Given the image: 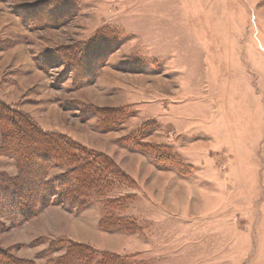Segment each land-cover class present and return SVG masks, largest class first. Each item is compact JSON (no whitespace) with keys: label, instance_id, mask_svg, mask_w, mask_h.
<instances>
[{"label":"rangeland","instance_id":"obj_1","mask_svg":"<svg viewBox=\"0 0 264 264\" xmlns=\"http://www.w3.org/2000/svg\"><path fill=\"white\" fill-rule=\"evenodd\" d=\"M0 101L108 156L125 177L104 195L140 225L100 230L96 196L20 221L0 209V249L34 264L70 241L128 264H264V0H0ZM0 171L14 159L0 153Z\"/></svg>","mask_w":264,"mask_h":264},{"label":"trees","instance_id":"obj_2","mask_svg":"<svg viewBox=\"0 0 264 264\" xmlns=\"http://www.w3.org/2000/svg\"><path fill=\"white\" fill-rule=\"evenodd\" d=\"M52 14L54 11L50 10L45 15ZM121 117L114 112L110 122H120ZM0 135V153L15 161L14 174L0 171V209L9 220L29 219L41 207L49 204L84 210L92 203V196H96L106 200V213L97 224L100 230L110 233L140 231V225L134 219L115 214L111 209L110 203L115 197L104 195V189L125 177L104 153L89 149L62 134L42 130L25 113L2 101ZM130 137L126 138L127 146H140L136 141L139 135ZM144 147L143 151H148L154 159L165 161L167 158L157 147L153 152ZM52 168H60V171L51 177L49 173ZM64 248L66 250L62 256L49 258L50 264H70L98 252L88 244L73 241ZM98 254L96 264H128L125 262L127 258L119 254L108 251H99ZM34 263L32 260H21L9 250L0 249V264Z\"/></svg>","mask_w":264,"mask_h":264},{"label":"crops","instance_id":"obj_3","mask_svg":"<svg viewBox=\"0 0 264 264\" xmlns=\"http://www.w3.org/2000/svg\"><path fill=\"white\" fill-rule=\"evenodd\" d=\"M117 253V252H116Z\"/></svg>","mask_w":264,"mask_h":264}]
</instances>
